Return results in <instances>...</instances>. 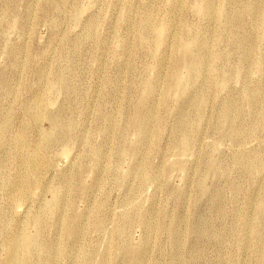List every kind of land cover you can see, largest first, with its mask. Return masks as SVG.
<instances>
[{
  "label": "rangeland",
  "instance_id": "obj_1",
  "mask_svg": "<svg viewBox=\"0 0 264 264\" xmlns=\"http://www.w3.org/2000/svg\"><path fill=\"white\" fill-rule=\"evenodd\" d=\"M263 4L0 0V264H264Z\"/></svg>",
  "mask_w": 264,
  "mask_h": 264
},
{
  "label": "bare ground",
  "instance_id": "obj_2",
  "mask_svg": "<svg viewBox=\"0 0 264 264\" xmlns=\"http://www.w3.org/2000/svg\"><path fill=\"white\" fill-rule=\"evenodd\" d=\"M211 8H212V6H211ZM222 19H224V18H222ZM263 23H261V24H263ZM141 24H142V27H143V30H141V35L146 36V35L150 34L151 32L155 31V26L154 25H152V26L149 25L150 23H149V17L148 16H146V17H144L142 19ZM210 35H211V33L209 31L201 32L199 34H193V35H184V38H185L184 42H182L181 39L179 38L178 46H180V48L182 49V51H181V52H183L182 55L183 56L188 55V53L186 52L187 49L193 48V45H194L195 42L198 44V42L206 40V38L209 37ZM157 39H159V38L157 37ZM160 41H161V39H160ZM186 42H189V43H186ZM189 56L190 55L187 56L186 62H189ZM220 56H221L220 54L219 55L215 54L214 59H213V62L216 65L217 69H219V65H220V63L222 61L220 59ZM179 61H181L180 58H179ZM224 68H225V66H224ZM188 71L191 73L190 74V77H191L193 72L195 71V68L193 67L192 64L188 63ZM224 71H225V69H224ZM169 82L171 84V87H173V88L176 87V83H177V81H176V73H173L171 75ZM49 90L50 91H55L57 89L54 86H50ZM227 110H229V111H227V113L230 114V112L232 111L231 110V106H229ZM43 116H44V114L41 112L40 109H35L34 114H33L35 122H40L41 120L43 121V118H44ZM53 122L56 123L55 128L57 127V132H56V134H55L53 139H54L55 142H57L58 138L64 137L70 131L71 125L69 123H66L65 121L58 120V119H54ZM131 126H132V122H129L128 123V127L130 128ZM46 137L49 138V134L45 136V139H47ZM52 143H53L52 141L51 142L47 141V142H45V146L47 148H49ZM0 144H1V142H0ZM17 144L19 145V148H18V151H17V155H18V158L20 159V162H23V163L28 162L29 160L27 158H25L24 156H22L23 145H24V136L22 134L18 135ZM183 144L188 146L189 145V141L188 140H184V141L183 140H178L175 148L176 149H181L180 147ZM39 149H40V145H38L36 147V149H34V152L36 153L35 159L38 157V153L40 152ZM98 160H99L98 156H95V159H94L95 163L98 162ZM34 171L38 172V168L35 167ZM99 228H102V226H99ZM35 242L36 241L34 239L29 238V244H30L31 247L36 248L37 245H36ZM120 250H122L121 247H120ZM8 258H9V264H15L16 263V261L18 259V249H17V247H10L8 249Z\"/></svg>",
  "mask_w": 264,
  "mask_h": 264
}]
</instances>
